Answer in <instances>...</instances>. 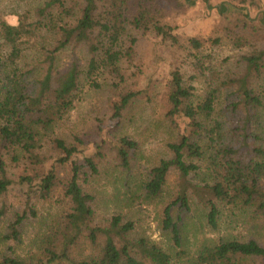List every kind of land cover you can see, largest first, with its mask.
Returning <instances> with one entry per match:
<instances>
[{
    "label": "trees",
    "instance_id": "obj_1",
    "mask_svg": "<svg viewBox=\"0 0 264 264\" xmlns=\"http://www.w3.org/2000/svg\"><path fill=\"white\" fill-rule=\"evenodd\" d=\"M165 0H40L17 23L0 16V199L18 193V209L3 235L19 242L22 225L36 217L38 202H55L54 220L36 240L28 259L4 255L0 264H246L264 260V244L256 238L219 237L191 257H172L146 238L131 236L134 225L123 214L95 220V195L83 184L100 174L111 155L130 168L137 142L118 134L141 88L125 87V65L134 60L140 36L159 39L175 56L187 52L193 74L208 89L198 95L186 79L182 63L170 65L163 85L166 118L174 133L165 144L166 157L145 171L141 190L158 197L168 176L175 191L162 209V228L181 250L173 209L205 210L212 229L223 212L237 219L264 220V12L259 22L242 5L219 7L222 36L235 58V70L215 68L203 42L181 39L168 20ZM256 22V23H255ZM225 71V72H224ZM141 72V69L138 71ZM109 79L117 93L108 99L105 140L93 155L77 156L84 139L68 140L52 131L68 116L85 87L99 89ZM99 129L103 127L99 125ZM50 132V133H49ZM86 139V137H84ZM63 170L64 179H59ZM59 190V191H58ZM58 195L53 201L52 198ZM0 217L6 215L1 202ZM248 219V218H247Z\"/></svg>",
    "mask_w": 264,
    "mask_h": 264
},
{
    "label": "rangeland",
    "instance_id": "obj_2",
    "mask_svg": "<svg viewBox=\"0 0 264 264\" xmlns=\"http://www.w3.org/2000/svg\"><path fill=\"white\" fill-rule=\"evenodd\" d=\"M40 0H0V16L9 23H17V14L30 12ZM223 3L242 5L247 8L249 16L258 23L261 13L264 12V0H165L168 9V20L181 39L190 37L203 42V50L214 56L215 68L226 67L235 70L230 61L221 64L225 57L235 58L229 41L223 38L221 44H215L214 38L222 36V23L219 16V7ZM255 22V23H256ZM264 41V38L262 39ZM136 54L131 63H127L128 80L125 87L141 88L145 90L134 101L125 113L118 134L128 135L137 142L134 158L130 168L126 169L115 161L111 155L103 158L100 163L101 172L88 183L82 185L84 189L95 195V220L104 222L114 214H123L131 220L134 228L131 231L133 238L143 237L167 250L172 257L183 251L184 257L194 256L205 243H211L219 237H236L239 239L256 238L264 244V220H251L246 215L243 218L227 216L223 212L218 221V227L212 229L206 220L205 210L191 203L190 209L179 206L173 209L174 220L180 230L181 250H178L171 239L169 231L162 228L163 206L172 198L175 191V175L171 173L162 193L153 199H146L141 182L145 171L155 165L159 159L166 157L165 144L173 139L168 120L166 118L167 104L165 101L164 83L169 77L170 65L182 63L184 75L188 82L195 85L200 96L208 89L202 83V78L191 80L193 74L189 66L190 59L187 52H177L172 56L169 50L152 36H140L135 44ZM139 69L141 72L139 73ZM225 72V71H224ZM117 93L111 88L109 79L103 81L99 89L85 87L75 101L73 108L58 125L52 129L69 141L72 136L83 137L84 142L79 146L77 156L93 155L105 144L117 142V136L108 135L106 128L108 121V99ZM99 125L103 128L99 129ZM50 133V132H49ZM86 137V139L84 138ZM64 172L60 170L59 179L63 181ZM59 191V190H58ZM18 193L11 190L6 197L0 199L5 202L6 215L0 217V259L4 255H13L28 259L36 254L35 243L47 224L54 220L57 213L55 202H38L37 216L27 218L21 228L19 242L5 241L3 235L7 231V224L12 218V211L18 209ZM55 194L52 200L55 201ZM246 264H264L262 259H251Z\"/></svg>",
    "mask_w": 264,
    "mask_h": 264
}]
</instances>
